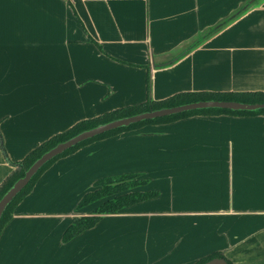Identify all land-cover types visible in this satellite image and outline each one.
<instances>
[{"label":"crops","instance_id":"crops-1","mask_svg":"<svg viewBox=\"0 0 264 264\" xmlns=\"http://www.w3.org/2000/svg\"><path fill=\"white\" fill-rule=\"evenodd\" d=\"M230 3L0 0V186L83 120L178 93H264V0L210 31ZM134 174L159 196L64 241L96 182ZM214 253L264 264V114H195L84 146L40 177L0 234V264H195Z\"/></svg>","mask_w":264,"mask_h":264},{"label":"trees","instance_id":"trees-1","mask_svg":"<svg viewBox=\"0 0 264 264\" xmlns=\"http://www.w3.org/2000/svg\"><path fill=\"white\" fill-rule=\"evenodd\" d=\"M200 101H234L240 103L248 104H264V93L262 92H247V93H232V92H189V93H178L165 100L161 101H151L148 100L139 105L128 106L114 110L112 112L106 113L104 115L98 116L96 118L83 120L68 131L57 134L41 144L35 150L30 152L21 162L17 163L15 170L12 174L5 180V182L0 186V201L5 196V194L15 185V183L25 176L26 171L45 153L56 147L58 144L63 143L76 135L91 130L100 125L142 114L149 111L160 110L164 108H172L180 105H185ZM232 114V115H252V114H264V110H259L255 112H235V111H225V110H201L189 113H184L180 115H175L172 117L160 118L152 121H144L131 125L129 127H123L109 133L98 136L94 139L83 142L72 149L68 150L61 156L55 158L47 165H45L31 180L29 185L13 200V202L5 210L1 220H0V234L3 229L12 221L14 211L16 207L33 191L34 186L40 179V177L59 159L67 157L71 154L76 153L78 150L87 146L95 141L106 139L109 137L117 136L124 132L133 131L139 129L148 124H160L169 123L188 117L195 114ZM140 175H123L118 177H112L100 180L96 182V187H101L93 192L88 193L83 200L80 202L78 209H83L88 207L98 201L103 200V204L97 210L96 215L84 216L71 225L64 235V241L68 242L84 233L85 231L93 229L98 223H100L104 217L110 215H118L122 210L137 205L139 203L148 201L150 199L157 198L159 196L158 192H142L139 189L140 186H147L150 182L148 180H138ZM113 184V185H112ZM112 185V186H110ZM104 186V188H103ZM221 258L225 259L222 253H214L207 257L200 259L195 264H206L207 262ZM227 261V260H226ZM228 264H231L227 261Z\"/></svg>","mask_w":264,"mask_h":264},{"label":"water","instance_id":"water-1","mask_svg":"<svg viewBox=\"0 0 264 264\" xmlns=\"http://www.w3.org/2000/svg\"><path fill=\"white\" fill-rule=\"evenodd\" d=\"M201 110H225V111H235V112H255L259 110H264V104H248L240 103L234 101H200L189 103L185 105H180L172 108H164L160 110H154L138 114L135 116L115 120L91 130L84 131L75 137L58 144L56 147L45 153L41 158H39L25 173V176L19 179L15 185L5 194V196L0 201V220L7 209V207L13 202V200L29 185L31 180L35 175L49 162L55 158L61 156L73 147L86 142L88 140L94 139L103 134L109 133L111 131L129 127L131 125L141 123L144 121H152L160 118L172 117L175 115H180L184 113L201 111ZM206 264H228L225 259L216 258Z\"/></svg>","mask_w":264,"mask_h":264},{"label":"rangeland","instance_id":"rangeland-1","mask_svg":"<svg viewBox=\"0 0 264 264\" xmlns=\"http://www.w3.org/2000/svg\"><path fill=\"white\" fill-rule=\"evenodd\" d=\"M260 1H262V0H231L230 9H228V11L227 10L225 11L224 18L218 22V24L214 27V30H210V31L219 32L224 27H226L227 25H229V24L233 25L238 20V18L240 16L249 15L250 12H252L255 9V7L257 6V4ZM216 7H218V5H216ZM199 40L201 41L202 38L200 37ZM121 176H123V175H121ZM114 177H118V176H114ZM109 178H112V177H109ZM105 179H107V178H105ZM142 179L147 180V179L143 178L142 176L138 180H142ZM112 185H110V186H112ZM98 188L102 190V186L96 187V185H94L93 190H91L90 192H93V191L97 190ZM103 188H104V186H103ZM137 190H139V191L142 190V192H150L149 191V190H151L150 189V183L147 186H140L139 189H137ZM145 190H148V191H145ZM102 204H103V200L102 201L100 200L97 203H94V204H92L88 207H85L83 209H80V210H84V212H86L85 214H87V216L96 215L97 210H99V208L101 207ZM121 243H122V241L120 240L117 243V245L121 244Z\"/></svg>","mask_w":264,"mask_h":264}]
</instances>
